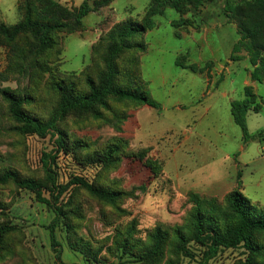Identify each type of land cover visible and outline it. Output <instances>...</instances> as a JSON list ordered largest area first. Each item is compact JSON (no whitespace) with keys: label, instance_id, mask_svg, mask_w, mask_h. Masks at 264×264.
I'll list each match as a JSON object with an SVG mask.
<instances>
[{"label":"rangeland","instance_id":"1","mask_svg":"<svg viewBox=\"0 0 264 264\" xmlns=\"http://www.w3.org/2000/svg\"><path fill=\"white\" fill-rule=\"evenodd\" d=\"M24 1L0 0V23L16 24L22 17ZM52 1L70 11L84 1L92 8L82 19L80 30L60 34L58 70L73 75L92 66V49L105 45L106 34L114 24L124 20L141 22L151 2L111 0L106 6L94 8L96 0ZM227 1L238 0H205L199 12L185 15L184 18L194 19L195 29H174L171 22L179 15L172 9L164 10L162 16L153 18L154 29L143 38L136 35V42L143 43L145 52L134 49L122 55L119 65L131 68L134 62L150 98L160 109L134 103L113 104L115 114H106L105 121H90L81 128L68 122V129L77 138L86 139L93 146L114 136L122 137L128 141L127 151H145L147 158L156 160L162 168L161 175L154 178L143 162L126 158L117 170L105 175L125 191L145 188L136 190L133 198L123 202L124 217H117L112 209L104 207L112 226L136 219L144 237L147 230L158 225H181L193 206L190 194L221 201L229 192L238 190L253 207L264 210V83L250 80L253 68L245 52L232 53L239 35L235 24L225 17ZM8 50L0 38V73L7 67ZM179 56H184V64L203 71L193 73L177 66ZM24 84L25 79L10 75L0 87L14 90ZM244 87L252 88L259 106V112L245 116L247 138L230 113V102L244 99ZM9 126L6 104L0 97V164L14 165L24 174H37L41 152L50 151L52 141L48 137L23 139L10 132ZM58 164L61 182H66L72 173L91 177L95 172L62 156ZM0 201L9 204V221L20 230L11 239L13 252L0 253V264H61L50 246L47 226L53 215L48 207L37 203L33 194L11 186H0ZM78 201L84 215L78 221L79 235L94 241L109 236L113 227L101 219V206L87 195H81ZM55 234L62 262L89 264L68 248L62 229L57 228ZM209 242L206 236L204 245ZM203 249L188 245L181 264H198ZM246 255L242 247L222 249L208 264H234Z\"/></svg>","mask_w":264,"mask_h":264},{"label":"trees","instance_id":"2","mask_svg":"<svg viewBox=\"0 0 264 264\" xmlns=\"http://www.w3.org/2000/svg\"><path fill=\"white\" fill-rule=\"evenodd\" d=\"M205 0H151L141 22L124 20L114 24L106 34L105 45L92 49V66L78 75L58 70L62 51L60 34L78 31L82 19L91 11L84 1L70 11L52 0H25L22 17L14 25L0 23V38L8 47L7 67L0 73V83L10 75L25 79L19 89L0 87V97L6 104L9 131L23 139L37 137L52 141L50 151H42L39 171L35 175L21 172L14 165L0 164V186H11L34 195L35 201L45 205L53 218L47 226L50 246L60 260V243L56 229L65 233L68 248L89 264H181V256L188 245L203 246L198 264H208L220 250L242 247L247 252L244 260L234 264H264V210L253 207L240 191H231L219 201L190 194L193 204L181 225H158L141 236L136 219L112 226L105 208L115 216L124 217L125 200L134 192L144 191L143 186L131 191L117 187L105 175L117 170L123 159L133 158L143 162L154 178L162 168L156 160L147 158L146 152H129L128 141L111 137L98 147L88 140L77 138L68 122L75 127L86 126L90 121H105L106 114H115L113 104L134 103L153 109L160 105L150 98L146 84L140 78L134 62L131 68L119 65L122 55L131 50L145 52L143 43L136 42V35L143 38L155 28L153 18L172 9L179 19L171 22L178 30L194 28V19L184 18L197 13ZM111 0H96L94 8L108 5ZM225 17L234 23L238 41L232 53H246L251 67L250 80L264 83V0H238L226 2ZM179 56L176 65L193 73H201L195 65L184 64ZM136 81H138L136 83ZM256 95L251 87H244V99L230 102L234 123L247 138L245 116L259 112ZM119 116V115H118ZM125 118L124 116L122 119ZM120 130V129H119ZM62 156L82 169H93L91 177L70 174L66 182L60 181L58 159ZM81 195H87L101 206V219L112 226V233L102 240L79 235L84 218ZM9 204L0 201V253L10 254L12 240L20 230L9 221ZM210 242L204 245V238ZM77 264V263H70Z\"/></svg>","mask_w":264,"mask_h":264},{"label":"crops","instance_id":"3","mask_svg":"<svg viewBox=\"0 0 264 264\" xmlns=\"http://www.w3.org/2000/svg\"><path fill=\"white\" fill-rule=\"evenodd\" d=\"M247 84H246V82H245V86H246ZM247 86H249V85H247Z\"/></svg>","mask_w":264,"mask_h":264},{"label":"built area","instance_id":"4","mask_svg":"<svg viewBox=\"0 0 264 264\" xmlns=\"http://www.w3.org/2000/svg\"><path fill=\"white\" fill-rule=\"evenodd\" d=\"M263 152H264V150H263Z\"/></svg>","mask_w":264,"mask_h":264}]
</instances>
